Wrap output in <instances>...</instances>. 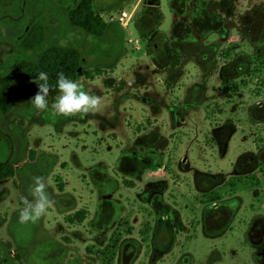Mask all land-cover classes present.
<instances>
[{"label": "rangeland", "instance_id": "1", "mask_svg": "<svg viewBox=\"0 0 264 264\" xmlns=\"http://www.w3.org/2000/svg\"><path fill=\"white\" fill-rule=\"evenodd\" d=\"M78 1L16 0L23 20H1L3 67L77 49L74 81L103 107L57 116L60 93L40 111L25 92L0 113L13 144L0 142V264H264V117L250 113L264 101V0H92L100 37L71 21ZM26 21L40 43L10 56ZM150 35L167 48L161 70ZM240 55L262 61L221 80ZM38 175L53 206L21 224Z\"/></svg>", "mask_w": 264, "mask_h": 264}, {"label": "trees", "instance_id": "2", "mask_svg": "<svg viewBox=\"0 0 264 264\" xmlns=\"http://www.w3.org/2000/svg\"><path fill=\"white\" fill-rule=\"evenodd\" d=\"M92 0H79L71 13V21L83 29L87 34L100 37L105 32L107 25L93 13ZM42 28L38 25L32 27L28 33L24 45L35 47L42 38ZM81 65V54L77 49L48 48L37 63L22 62L5 74L0 82V109L3 113L9 112L17 103L20 96L25 92H37L38 86L33 81L41 71L46 72L49 77V98L54 102L56 95L60 92L57 87L58 74L63 72L70 80H76L80 75L78 69ZM7 166V165H5ZM12 171V167L9 166ZM9 171L6 176L12 173ZM82 212L76 213V217Z\"/></svg>", "mask_w": 264, "mask_h": 264}, {"label": "clouds", "instance_id": "3", "mask_svg": "<svg viewBox=\"0 0 264 264\" xmlns=\"http://www.w3.org/2000/svg\"><path fill=\"white\" fill-rule=\"evenodd\" d=\"M33 82L37 84L38 91L29 102L35 109L47 111L51 90L48 74L41 71ZM57 87L60 95L51 105L53 115L65 117L79 115L83 118L90 113H99L103 107L101 96L85 91L82 84L68 79L63 72L58 74ZM28 193L32 199L23 201L24 207L19 211L21 224H35L48 214L54 203L48 192V180L44 176L38 175L32 178Z\"/></svg>", "mask_w": 264, "mask_h": 264}, {"label": "flooded vegetation", "instance_id": "4", "mask_svg": "<svg viewBox=\"0 0 264 264\" xmlns=\"http://www.w3.org/2000/svg\"><path fill=\"white\" fill-rule=\"evenodd\" d=\"M2 1H6L5 7L2 8ZM18 1V0H17ZM22 1V0H21ZM4 10V13H3ZM25 14L23 13V10L20 8V4H16V0H0V24H1V20L4 18H6L8 21L13 22V23H17V22H21L24 18ZM33 26H29L28 22L26 21V26L24 28V31L20 34V36L16 37V40L13 39L14 45L12 43H10V56L15 52L16 48H23L24 46V41H26L27 37H28V33L29 31L32 29ZM151 32L152 29H149ZM147 32V33H148ZM153 35V34H152ZM148 39L150 40L149 42V48H148V54L153 63H154V67L156 69H160L161 66H163V62L168 61L166 60V51L165 49H167L165 46H163L161 43V38L160 36H148ZM155 40H159L158 42H156ZM152 44V45H151ZM165 47V48H164ZM178 48V47H177ZM179 50V49H178ZM180 50H182L180 48ZM178 52V51H177ZM257 56L259 54H262V51H259L258 53H256ZM178 54L175 53L173 55L177 56ZM173 57H171L169 60H171L170 62H172ZM259 63L262 61V59H258L257 61L256 59H247V55L244 57L243 55H240L238 57H234L231 61L228 62H224L222 63L219 68H218V76L221 80H227V79H236V78H240V77H248L252 75V69L254 67H257V63ZM3 60L2 57L0 58V82L2 77L7 74L9 71H11V69L16 66V63L12 62V58L7 59L6 61H4V63L7 64V67H3L4 65L2 64ZM174 66H177V63L174 64ZM259 105H254L253 107H251L250 109V113L251 115H255V114H260V117H264V101H258ZM0 113L3 115H6L7 113H3L0 109ZM5 140V142L10 146L11 150L13 149V144H12V139L9 136L8 132L6 131V129L4 127H2L0 125V142ZM7 159L1 161L0 160V165L6 163ZM168 212V211H167ZM166 215V214H165ZM164 217V214H162V218ZM264 218V217H261ZM253 223H255V221H253ZM253 223H251V227L253 228ZM250 227V230L252 231L253 229ZM249 230V232H250Z\"/></svg>", "mask_w": 264, "mask_h": 264}, {"label": "built area", "instance_id": "5", "mask_svg": "<svg viewBox=\"0 0 264 264\" xmlns=\"http://www.w3.org/2000/svg\"><path fill=\"white\" fill-rule=\"evenodd\" d=\"M121 15H122V17H125L126 16V13L125 12H122Z\"/></svg>", "mask_w": 264, "mask_h": 264}, {"label": "crops", "instance_id": "6", "mask_svg": "<svg viewBox=\"0 0 264 264\" xmlns=\"http://www.w3.org/2000/svg\"><path fill=\"white\" fill-rule=\"evenodd\" d=\"M140 136H141V135H138V138H139ZM138 138H137V139H138ZM140 138H141V137H140Z\"/></svg>", "mask_w": 264, "mask_h": 264}, {"label": "water", "instance_id": "7", "mask_svg": "<svg viewBox=\"0 0 264 264\" xmlns=\"http://www.w3.org/2000/svg\"><path fill=\"white\" fill-rule=\"evenodd\" d=\"M78 71H80V68L78 69Z\"/></svg>", "mask_w": 264, "mask_h": 264}]
</instances>
